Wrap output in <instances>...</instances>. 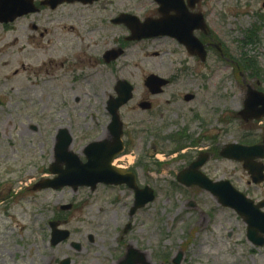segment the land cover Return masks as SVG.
Wrapping results in <instances>:
<instances>
[{"label":"rangeland","instance_id":"1","mask_svg":"<svg viewBox=\"0 0 264 264\" xmlns=\"http://www.w3.org/2000/svg\"><path fill=\"white\" fill-rule=\"evenodd\" d=\"M115 3L106 10L64 7L48 26L52 33L43 39H33L26 23L9 33L0 29V264H59L64 259L70 264H119L129 249L143 253L148 264H173L179 254V264H264V247L253 248L246 241L240 217L209 194L176 183L187 160L201 152L239 143L246 135L264 136V119L246 124L236 116L243 106L244 84L264 92V75L259 74L264 73V27L254 26L252 18L239 22L240 31L227 38L232 64L215 56L202 66L190 59L187 67L195 70L181 75L179 65L185 60L168 53L175 50L173 43L161 38L128 43L126 27L107 23L118 12L144 16L150 0ZM103 19L104 25L99 22ZM245 29L258 31L259 41L241 49ZM64 35L68 42L55 46ZM118 47L123 55L105 64L104 52ZM40 54L44 57L36 62ZM53 58L62 65H52ZM250 59L261 78H251L253 72L239 65ZM237 66L241 78L231 75ZM82 68L83 79L76 82ZM150 74L172 80L162 94L151 96L145 89L143 82ZM118 80L131 84L134 92L119 111L127 158L116 159L114 165L130 168L141 161L147 166H136L137 182L154 190V201L129 217L134 195L125 186L32 190L39 180L51 178L47 171L59 128L70 132L71 150L81 159L84 146L106 134L110 118L105 104L115 95ZM185 94L196 98L186 103ZM142 98L154 104L151 113L137 110ZM181 132L189 139L188 147L169 155V140ZM192 141H197V148L190 147ZM202 172L214 181L229 180L254 202L264 200V183L250 184L236 162L216 156ZM66 204L77 208L62 213L60 206ZM55 216L70 238L53 247L49 222ZM126 225L130 228L124 233Z\"/></svg>","mask_w":264,"mask_h":264},{"label":"water","instance_id":"2","mask_svg":"<svg viewBox=\"0 0 264 264\" xmlns=\"http://www.w3.org/2000/svg\"><path fill=\"white\" fill-rule=\"evenodd\" d=\"M123 21L132 34L129 40H141L164 35L166 25H168V23L162 20L152 25L148 22L139 24L135 21L134 24H129L124 19ZM176 28L184 29L183 26L179 25ZM186 41L188 43L191 42L190 40ZM119 55V53H116L112 58L114 59ZM144 84L151 94H158L161 92L162 87L167 85V81L151 75L145 80ZM115 92L117 98H110L107 104V111L111 116V122L108 125L110 138L88 145L83 152L86 163L82 164L79 158L69 151L71 137L66 131H61L59 136L60 144L55 151V162L49 169V172L57 177L53 180L39 182L34 189L51 188L56 190L63 187H70L76 190L78 187L94 189L98 184H124L135 193L134 205L130 211L131 216L138 209L153 201V192L147 187L139 190L135 185V177L132 174L111 167V162L114 157L121 153L123 149L121 143L122 124L117 112L121 106L125 105L131 99L132 87L126 82H117ZM191 99V97H185V101ZM141 107L142 109H148L149 105L144 103ZM239 116L244 121L261 119L264 116V94L248 87L243 103V110ZM219 156L223 159L242 163L243 169L248 172L253 184H259L263 181V166L254 162L255 160L264 158L263 146L243 147L230 144L221 150ZM207 160V155L198 157L187 169L178 174L177 181L186 187L198 186L202 190L209 192L220 205L233 209L243 218L247 225V240L255 246H263L264 213L260 212V209L264 207V202L254 206L251 201L237 192L229 182L213 183L209 181L199 172V168ZM62 165H64V169L61 168ZM62 209L68 210L70 206L63 207ZM56 227L57 224H51L52 245H57L68 237L67 232L58 231ZM137 256L135 252H130L125 263L132 264L135 259L143 262V258L141 256L138 258Z\"/></svg>","mask_w":264,"mask_h":264},{"label":"flooded vegetation","instance_id":"3","mask_svg":"<svg viewBox=\"0 0 264 264\" xmlns=\"http://www.w3.org/2000/svg\"><path fill=\"white\" fill-rule=\"evenodd\" d=\"M115 1L98 0L92 3H85L76 0H3L7 7V11L2 16L4 20H11L13 18L9 13L11 7L20 8L17 11L20 15L12 19V21H7V23L0 22V29L5 33H9L17 25L26 23L33 39H43L46 34L49 35L52 33L49 31L48 26L54 22L53 19L57 17V12L64 7L88 9L99 6L101 9L106 10L108 6L115 5ZM161 4L162 13L159 11ZM63 13L64 11L61 10L58 14L62 15ZM122 14L136 16L132 12H118L117 14L111 15L107 23L112 26H121L122 24L117 23V21ZM138 18L142 20L161 19L170 24H182L185 27V30L181 32L183 37L190 41L195 38L200 43L201 46L198 45L196 47L200 52L192 53L194 49L189 44L187 45V43L179 41L177 37L171 34L174 29H168L169 33L160 37L175 45V50H168V53L173 58L181 57V60H185V63L179 65L180 74L185 75L195 70L192 66L187 67L188 60L190 59L197 65L202 66L205 63H201L202 58L206 61L211 56H215L225 62L230 61L232 64V55L227 46V38L231 37V32L240 31L238 23L243 22L245 19L249 21V18H252L254 26L257 24L264 27V0H150V6L147 7L145 15L139 16ZM99 22L104 25L105 19ZM229 25L236 27L227 32L225 28ZM254 29L256 28L254 27ZM243 33L247 39H250L251 36L256 38L258 34L257 32H252V30L249 32L248 29H245ZM12 44L14 45V43ZM29 44L33 45L31 42ZM57 44L58 41L56 39L54 45L56 46ZM22 50H26V48H22ZM102 61H104L103 56ZM23 68L24 72L27 73V69L24 66ZM236 68L240 70L238 66ZM144 99L147 100L146 98ZM211 155L214 156V151Z\"/></svg>","mask_w":264,"mask_h":264},{"label":"bare ground","instance_id":"4","mask_svg":"<svg viewBox=\"0 0 264 264\" xmlns=\"http://www.w3.org/2000/svg\"><path fill=\"white\" fill-rule=\"evenodd\" d=\"M67 42H68V37H67V35L61 36V38H59V40H58V44H59V43L66 44ZM58 47H60V46L58 45ZM64 49H65V48L63 47V50H64ZM43 55H44V54H43ZM43 55L40 54V55L38 56V58H36V62H39V60L42 59V58L44 57ZM50 55H51V53H50ZM50 62H51L52 65H54L55 62H59V65H60V66H61V64H62L58 59H54V58H53ZM58 84L61 85V84H62V81H59ZM24 227H25V226H23V228H24Z\"/></svg>","mask_w":264,"mask_h":264},{"label":"trees","instance_id":"5","mask_svg":"<svg viewBox=\"0 0 264 264\" xmlns=\"http://www.w3.org/2000/svg\"><path fill=\"white\" fill-rule=\"evenodd\" d=\"M249 62H251V64H250V67L253 69L254 67V64H253V62L252 61H249ZM255 73H258V71L255 69ZM254 77H258V75H255ZM244 143H251V140L249 141V140H244Z\"/></svg>","mask_w":264,"mask_h":264}]
</instances>
